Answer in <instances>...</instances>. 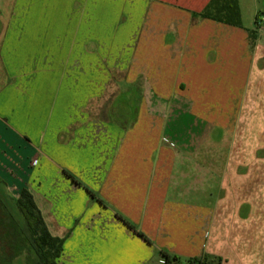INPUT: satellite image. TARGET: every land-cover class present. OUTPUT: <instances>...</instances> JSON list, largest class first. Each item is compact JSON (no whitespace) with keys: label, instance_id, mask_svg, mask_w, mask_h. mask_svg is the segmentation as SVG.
<instances>
[{"label":"crops","instance_id":"0c3cea01","mask_svg":"<svg viewBox=\"0 0 264 264\" xmlns=\"http://www.w3.org/2000/svg\"><path fill=\"white\" fill-rule=\"evenodd\" d=\"M208 1L0 0V192L20 218L15 199L32 194L63 238L56 264H153L163 250L264 264V30L195 16ZM136 69L138 113L119 108ZM148 91L224 119L238 156L229 142L222 172L200 173L178 132L161 139Z\"/></svg>","mask_w":264,"mask_h":264},{"label":"rangeland","instance_id":"374dc122","mask_svg":"<svg viewBox=\"0 0 264 264\" xmlns=\"http://www.w3.org/2000/svg\"><path fill=\"white\" fill-rule=\"evenodd\" d=\"M239 1L241 4V27L246 28V31L250 32V29L254 27V19L256 16L257 18L255 19V27L257 29L263 28L262 30H264V21L258 23L260 19L259 17L264 16V0ZM223 66L224 65L222 64V67ZM242 71V67H240L235 75V80L237 82H239L242 78ZM136 72L137 79L134 85L129 87H120V92L124 99V102H119V108H126L132 112L136 110L138 113L137 109L139 107L140 100L145 94V87L143 85L142 69H136ZM233 88L237 89L238 86H235ZM148 92H150L151 94V101L149 103L150 111L161 113L165 116L164 119L166 130L164 132H161V139L164 136L168 139V143L170 141L176 143V134L174 132H178L179 143H190L191 145H187L186 148H193L194 152H198L200 158V173H207L209 168L215 170L216 174H220L222 172V163L229 155V142H231V144L233 145L231 146V154H234V156H238L239 149H234V144L238 147L239 134L234 133L232 137L225 134L223 128L224 119H218V123H215L212 120L210 121L205 118H193L192 115L187 113L189 111L191 102L187 97L178 94H172L168 98V100H163L155 96L153 93H151V91ZM216 105H219V103L217 102ZM235 118V125L238 128L239 113L236 114ZM125 120L127 122L131 121L130 116L126 117ZM155 133H158V131L154 132L153 137L156 135ZM209 163H213L214 166ZM213 179L215 180V178ZM215 183L218 184V178ZM10 202L11 200L9 199V197L3 195L2 192H0V203L3 204L8 214H10L16 221L17 225L20 226L22 224V219L17 216L18 214L16 215V213H13V211L11 210ZM199 206L201 209H211V207H204L202 204ZM9 229L10 227L8 219L6 217V214L3 212L2 207L0 206V264H32L33 259H35V254L29 247L27 242L23 243V246L14 257H10L11 253L14 251L11 246L16 244L17 238L13 233L8 234ZM160 252L161 251H158L156 253V260L152 262L153 264H161L158 261V258H161ZM2 257H6V260H4V262L2 261ZM182 259H187V257H183Z\"/></svg>","mask_w":264,"mask_h":264},{"label":"trees","instance_id":"16d2710c","mask_svg":"<svg viewBox=\"0 0 264 264\" xmlns=\"http://www.w3.org/2000/svg\"><path fill=\"white\" fill-rule=\"evenodd\" d=\"M193 14L227 25L241 26L238 0H209L201 11L194 12ZM252 35L253 31L249 32V36ZM67 175L71 177L70 174ZM71 178L78 183L73 177ZM90 194L92 195V193ZM15 204L22 219L20 226L17 225L14 218L8 214L3 204L0 203L8 219L10 227L8 234L13 233L17 238L16 244L11 246L14 251L10 257H14L23 246V243L27 242L35 254L32 264H56L62 252L63 238L54 236L49 232L32 194L27 189L23 188L20 191L19 196L15 199ZM124 222L129 225L126 221ZM129 226L133 229L131 225ZM137 234L142 236L141 233ZM160 255L162 264H222V259L218 256L203 255L181 261L176 255H172L166 251H161ZM4 260H6V257H2L3 262Z\"/></svg>","mask_w":264,"mask_h":264},{"label":"built area","instance_id":"2783aa9c","mask_svg":"<svg viewBox=\"0 0 264 264\" xmlns=\"http://www.w3.org/2000/svg\"><path fill=\"white\" fill-rule=\"evenodd\" d=\"M259 18H260V19H259V22H258V23H261V22L264 21V16H260Z\"/></svg>","mask_w":264,"mask_h":264}]
</instances>
